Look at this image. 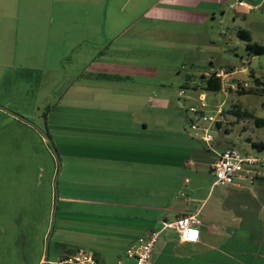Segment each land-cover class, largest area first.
Instances as JSON below:
<instances>
[{"label":"crops","instance_id":"crops-1","mask_svg":"<svg viewBox=\"0 0 264 264\" xmlns=\"http://www.w3.org/2000/svg\"><path fill=\"white\" fill-rule=\"evenodd\" d=\"M224 7L230 0H0V71L10 72L0 77V104L16 106L56 148L60 225L73 214L78 238L86 236L66 253L92 247L99 264H133L125 252L138 238L196 216L199 240L165 229L151 264H264V168L235 185L216 183L211 165L231 148L226 139H193L190 117L169 111L174 98L191 95L163 93L157 65L129 55L148 39L156 53L160 22L194 25ZM187 35L175 32L177 49L187 48ZM96 238L111 250L100 251Z\"/></svg>","mask_w":264,"mask_h":264},{"label":"rangeland","instance_id":"rangeland-1","mask_svg":"<svg viewBox=\"0 0 264 264\" xmlns=\"http://www.w3.org/2000/svg\"><path fill=\"white\" fill-rule=\"evenodd\" d=\"M243 1L250 5L249 8L234 5V0H230L232 7H224V15L223 10L220 12L216 10L214 17L209 15L194 25L160 22L157 26L160 25L161 29L157 28L156 31H161V38L157 40V45L161 43V47L156 49V53L152 52L154 50L149 46L151 40L148 39V46L145 48L142 47L144 42H140L141 55L138 50L137 52L132 50L129 55L132 62L144 59L157 65L158 79L166 86L162 88L163 93L179 89L191 95L189 98L181 94L182 98L173 99L169 111L175 118L187 119L191 116V108L211 116L215 114L217 107L222 105L225 112L222 116V127L220 131L217 128L213 129L214 138L217 140L225 138L232 149L241 153L264 156L263 151H257L252 145V142L263 139V130L254 127L249 119L237 118L234 114L235 111H247L264 117V96L238 94L240 86L233 80L235 76L239 78L247 75L243 70L250 68L264 81V56L248 58L246 45L236 34L238 30H244L250 35L253 43L264 45V0ZM179 31L188 34L184 41L188 42L185 49L182 47L177 49L176 44L183 41L175 36V32ZM229 68L233 71L228 72ZM221 69L228 72L224 80V92L203 90L201 76L217 73ZM9 73L0 71V77ZM187 80L191 81L189 88L186 87ZM239 84L245 90H256L252 81H240ZM160 90L156 88L155 91ZM1 107L6 106L0 104ZM10 107L16 108L14 105ZM6 108L15 112L11 108ZM22 112L26 113V109L24 108ZM149 116L148 113L146 117L149 123L159 121L152 120ZM22 117L31 123L34 130L8 124L6 117L0 114V264H43L55 205L56 160L46 147V143L41 141L43 137L37 129L41 127ZM173 119L174 117L168 123L171 124L173 121L174 124ZM248 138L250 141L246 140ZM56 207L53 232L47 250L48 264H63L60 260L68 250L76 251L80 248L76 246L79 239L86 242V236L81 238L77 236L81 232L75 229L76 221L73 214L66 216L65 227H61L60 222L64 216L61 211L64 204L58 200ZM73 207V203L66 206L72 211ZM96 239L100 251L105 253L111 250L105 241ZM82 249L86 253L94 251L92 247ZM118 256L119 254L112 255L115 259Z\"/></svg>","mask_w":264,"mask_h":264},{"label":"built area","instance_id":"built-area-1","mask_svg":"<svg viewBox=\"0 0 264 264\" xmlns=\"http://www.w3.org/2000/svg\"><path fill=\"white\" fill-rule=\"evenodd\" d=\"M234 5L249 8L242 0H234ZM262 55L264 56V52ZM215 74L221 79L223 86L224 80L228 75L227 70L221 69ZM201 100H203L202 95ZM190 113L191 116L187 127L188 133L193 139L210 146L214 141L212 128L215 126L217 119L223 114L222 105L218 106L215 114L211 116H206L203 111L196 108H191ZM256 167L264 168V156L249 155L236 149L228 148L216 153V159L211 165V171L216 183L229 186L235 185L236 179L253 178L260 174V170ZM170 228L175 229L183 241L196 242L200 238V220L196 216L182 217L172 224L164 225L161 230L152 231L146 236L138 238L126 250V258L131 260L133 264H151L153 249L161 232ZM60 262L63 264H99L94 255L84 251L65 255ZM117 264H121V261H118Z\"/></svg>","mask_w":264,"mask_h":264},{"label":"trees","instance_id":"trees-1","mask_svg":"<svg viewBox=\"0 0 264 264\" xmlns=\"http://www.w3.org/2000/svg\"><path fill=\"white\" fill-rule=\"evenodd\" d=\"M237 37L246 45V52L248 58L254 57V56H259L262 55L264 52V45L258 44V43H253L250 35L244 31V30H238L237 31ZM228 72H232L233 69L229 68ZM243 72H245L247 75L240 77L235 76V80L237 82V85L240 86V91H238V94H254L258 96H264V81L261 77H258L256 75V72L253 69H244ZM109 78H115L113 76ZM202 82L204 84L203 90L208 91V92H219L222 90V81L219 77L216 76L215 73L210 74L208 76H201ZM249 79V80H248ZM240 81H252L253 84L256 87L255 89H248L245 90L241 84H239ZM225 114V112H223ZM222 114L220 118L217 119L216 121V128L220 129L221 128V123H222ZM234 114L236 115L237 118H247L250 120L252 125L256 128H261L263 130V139L259 142H252V145L257 151H263L264 152V117H259L256 116L250 112L247 111H235ZM46 131V130H45ZM247 141H250V139H246ZM76 253V252H75ZM75 253H67L66 255H72Z\"/></svg>","mask_w":264,"mask_h":264},{"label":"water","instance_id":"water-1","mask_svg":"<svg viewBox=\"0 0 264 264\" xmlns=\"http://www.w3.org/2000/svg\"><path fill=\"white\" fill-rule=\"evenodd\" d=\"M2 110H5L9 113H11L13 116H15L16 118H19L25 122H28L26 119H24L19 113L17 112H13V111H10V110H7L6 107H1ZM29 124H31L30 122H28ZM40 135L43 137V139L45 140L46 142V145L48 146V148L50 149L54 159L56 160V163H57V166H58V172L55 176V180H54V186H55V194L57 195V180H58V174L60 172V169H61V162H60V158L58 156V153L56 151V148L50 138V136L47 134V132L45 130H43L42 128H37ZM57 203H58V200H57V196L55 197V205H54V208H53V212H52V221H51V225H50V229H49V235L47 237V244H46V252H45V258H44V261H43V264H48L47 263V250H48V243H49V239L51 237V234L53 232V227H54V222H55V215H56V210H57Z\"/></svg>","mask_w":264,"mask_h":264},{"label":"snow or ice","instance_id":"snow-or-ice-1","mask_svg":"<svg viewBox=\"0 0 264 264\" xmlns=\"http://www.w3.org/2000/svg\"><path fill=\"white\" fill-rule=\"evenodd\" d=\"M193 235H195V234H193Z\"/></svg>","mask_w":264,"mask_h":264}]
</instances>
